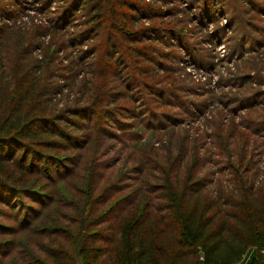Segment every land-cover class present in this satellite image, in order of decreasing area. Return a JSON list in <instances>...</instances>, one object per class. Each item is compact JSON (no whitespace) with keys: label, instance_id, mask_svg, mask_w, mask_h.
<instances>
[{"label":"trees","instance_id":"obj_1","mask_svg":"<svg viewBox=\"0 0 264 264\" xmlns=\"http://www.w3.org/2000/svg\"><path fill=\"white\" fill-rule=\"evenodd\" d=\"M38 1V12L54 3ZM57 1L48 26L31 17L37 30L29 38V25L16 20L24 12L20 0H0V264H239L249 254L248 264H264V188L230 155L232 187L215 196L224 184L215 190L203 183L198 155L180 185L178 156L155 173L142 152L138 196L112 226L120 188L100 189L103 170L113 167L107 146L117 125L134 126L123 120L137 117L130 107L138 100L145 105L157 91L158 98L175 96L168 78L157 76L168 73L165 40L186 37L169 21L184 11L177 0ZM5 21L17 28L15 45ZM70 27L81 30L68 39ZM91 56L92 76L73 91ZM76 171L81 181L71 190L66 183Z\"/></svg>","mask_w":264,"mask_h":264},{"label":"rangeland","instance_id":"obj_2","mask_svg":"<svg viewBox=\"0 0 264 264\" xmlns=\"http://www.w3.org/2000/svg\"><path fill=\"white\" fill-rule=\"evenodd\" d=\"M52 2L50 10L38 12L42 6L38 0H20L24 12L17 14L16 20L18 25H29L25 37H33L37 30V27L32 28V23L28 24L31 17L37 22L35 24H50L53 13L61 6L56 0ZM219 2L208 7L200 2L197 7H192L190 0L182 6V1H176L178 10L184 13L169 21L177 26L176 30L185 32L186 37H180L178 42L169 38L165 40L167 45L162 50L169 58L165 60L168 73L157 76V79L168 78V87L175 96L162 95L158 98L162 91H157L152 94L155 99H147L145 105L138 100L136 107H130L137 117L123 120L129 122V126L134 125L132 131V127L123 129L117 125L120 130L112 145L107 146L110 151L105 160H109L113 167L103 170L100 189L119 185V192L111 203L113 227L118 225L122 210L138 196L134 191H139L137 179L142 173H137L136 168L141 160L143 162L142 152H148V159L153 161V164L149 162L147 171L155 169V173L168 167L170 161L178 156L174 161L177 162L180 185L190 169L191 159L198 155L197 174L204 179L203 183L215 190L224 184L225 189L214 193L215 196L219 193L228 195L232 187L228 168L230 155L240 167V173L246 175L249 181L256 180V184L264 188V0ZM170 8L175 11L173 5ZM170 8L168 6V10ZM5 24L10 25L7 21ZM9 27L11 35L8 44L15 45L17 28ZM80 30L73 27L67 29L68 39L79 34ZM90 44L84 42L85 46ZM79 52L76 49L73 54L76 56ZM92 61L93 56L86 59L83 67L87 69L73 91L83 89V84L86 86L82 80L92 76ZM90 88L91 85H88L83 92ZM246 98L245 103L241 101ZM147 139H150L147 143L150 144L149 151L146 150L149 145H144ZM85 156L88 159L90 155ZM78 172L70 175L72 178H68L66 183L71 190L81 181ZM122 175H125L123 182ZM149 180L153 184L154 180ZM208 192L209 196L211 191ZM46 246L51 244L47 242ZM60 246L68 249V242L60 240Z\"/></svg>","mask_w":264,"mask_h":264},{"label":"crops","instance_id":"obj_3","mask_svg":"<svg viewBox=\"0 0 264 264\" xmlns=\"http://www.w3.org/2000/svg\"><path fill=\"white\" fill-rule=\"evenodd\" d=\"M252 255L251 254H249L248 256H246L245 257V259L241 262V263H239V264H248L249 263V261H250V257H251Z\"/></svg>","mask_w":264,"mask_h":264}]
</instances>
